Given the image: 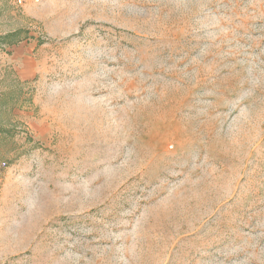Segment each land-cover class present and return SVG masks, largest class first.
<instances>
[{"label":"rangeland","instance_id":"obj_1","mask_svg":"<svg viewBox=\"0 0 264 264\" xmlns=\"http://www.w3.org/2000/svg\"><path fill=\"white\" fill-rule=\"evenodd\" d=\"M0 264H264V0H0Z\"/></svg>","mask_w":264,"mask_h":264}]
</instances>
